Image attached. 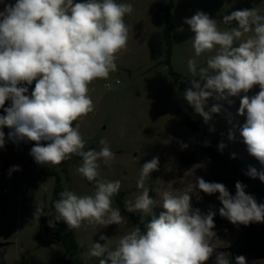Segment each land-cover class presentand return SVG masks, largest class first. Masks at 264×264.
<instances>
[{"label":"clouds","instance_id":"clouds-1","mask_svg":"<svg viewBox=\"0 0 264 264\" xmlns=\"http://www.w3.org/2000/svg\"><path fill=\"white\" fill-rule=\"evenodd\" d=\"M133 12L132 3L118 0H0V109L4 113L0 115V149L9 141L17 145L35 142L29 155L37 165L47 167L79 157L77 173L94 184L90 195H77L65 188L54 201L52 213L46 214L44 202L36 201L35 223L47 215L51 217L49 227L63 222L72 231L82 225L107 227L127 222L121 210L113 207L121 182L105 179L100 171L101 163L111 167L116 155L106 139L99 141V151L86 150L80 126L94 111L89 85L107 80L117 70L118 54L128 49L125 16ZM183 23L193 34L195 57L208 54L206 66L199 70L195 58L187 61L193 78L183 99L208 124L222 110L219 104L207 107L210 98L231 104L229 98L239 97L237 115L246 116V122L233 125L227 139L235 142L238 131L247 152L264 165V13L254 5L231 11L218 22L197 10ZM256 88L258 91L249 95ZM228 122L232 123L230 113ZM179 144L181 150L189 147ZM204 144L210 146L209 141ZM225 147L223 142L218 145L221 152ZM20 170L18 165L12 166L9 176ZM155 171H159L158 157L140 167L136 186L142 191L125 203L127 212L140 213L143 229L134 227L114 247H110L111 239L100 235L104 243L93 242L89 257L98 258V264H208L210 260L233 264L231 254L217 244L214 206L207 212L194 207L193 190L218 193L220 217L237 228L264 223V203L247 193V186L240 181L235 183L233 195L223 183L199 176L184 191L165 190L154 199L145 181ZM245 174L264 182V171L255 167ZM157 208L162 210L157 213ZM234 264L248 261L238 255Z\"/></svg>","mask_w":264,"mask_h":264},{"label":"rangeland","instance_id":"rangeland-1","mask_svg":"<svg viewBox=\"0 0 264 264\" xmlns=\"http://www.w3.org/2000/svg\"><path fill=\"white\" fill-rule=\"evenodd\" d=\"M8 2L11 3L10 0ZM118 2L132 3L134 6V12L125 16L129 27L128 49L118 54L117 70L110 73L107 80L98 79L89 85L94 111L84 118L80 133L86 138V150L99 151L102 147L99 141L106 139L115 153L116 159L111 167L101 163L100 171L105 179L121 182L119 192H123V195L113 198V207L121 210L127 222L107 227L82 225L73 230L83 249L86 264H98V258L89 257L88 252L93 242L104 243L99 240L100 235L111 239L110 247H114L121 236L139 226L130 220L128 215L140 217V213L127 212L125 203L134 200L142 191L136 186L140 167L153 157L159 158V171L151 174L145 181V187L149 192L151 186L154 187V199H159V193L165 190L184 191L190 183L195 182L196 176L207 181L215 170L221 173L219 183L226 185L229 191L235 194V183L230 169L197 147L193 133L186 124L185 113L190 106L183 99V84L189 86L188 81L193 78L188 71L187 61L195 58L199 70L200 67L206 66L208 54L195 57L191 41L193 34L183 21L194 15L197 10L208 13L218 22L231 11L251 8L254 5L264 13V0ZM168 19L174 25L170 30L171 51L166 39ZM220 26L223 27V24ZM178 27H183L184 31L177 32ZM171 70L180 76L179 81L174 78ZM34 86L35 81L29 87L30 92ZM256 91L258 88L253 89L249 95L255 94ZM229 99L232 100L231 104L226 100L212 98V103L221 105L222 110L219 114H214L208 124L195 113L196 119L206 130L207 141L215 140L220 131L228 132L233 125L242 126L246 122V116L237 115L240 98ZM229 113L232 116L231 124L228 122ZM211 127H214L215 131H210ZM4 131L7 134L9 129L5 128ZM236 135L235 142L226 137V151L241 159L252 158L240 141L238 131ZM179 142L187 143L189 147L181 150ZM34 143L21 142L17 145L9 141L0 149V264H58V259L64 254V246L55 238L56 226L51 228L48 225L50 216H41L39 224L33 222L35 202L43 201L44 212L51 213L58 177L61 179L63 190L67 188L77 195H90L94 191V184L76 171L80 163L79 157L74 156L71 160L55 166H40L29 155ZM182 156L195 158V163L184 174L179 173V159ZM197 164L202 167L198 168L195 166ZM15 165L21 170L9 176V169ZM45 167L55 171L57 175L47 173ZM258 170L264 171V165L258 167ZM246 192L253 195L247 187ZM192 195L193 206L202 211L207 212L214 206L217 213L222 206L217 199L218 193L198 194L194 189ZM199 195L201 198L198 201ZM255 224L258 228L264 226V223ZM215 225V231L220 238L217 241L218 247L227 252L242 239L246 228L243 225L237 228L229 221ZM252 261L264 264V255L250 259L248 264H252ZM208 264H213V261L210 260Z\"/></svg>","mask_w":264,"mask_h":264},{"label":"trees","instance_id":"trees-1","mask_svg":"<svg viewBox=\"0 0 264 264\" xmlns=\"http://www.w3.org/2000/svg\"><path fill=\"white\" fill-rule=\"evenodd\" d=\"M11 3H15V0H10ZM79 2V0H77ZM172 7V3L169 6ZM169 16V13H168ZM173 22L168 19V25H167V31H166V39L168 42V45L170 47L171 51V45H172V35L170 30L173 27ZM171 73L173 74L174 78L179 81L180 76H178L173 70H171ZM189 87L187 84H183L184 90ZM208 105L211 107L214 105L212 103V98L208 100ZM7 106V102L6 105ZM4 114L3 110L0 109V115ZM185 120L187 126L191 129L193 136L196 140L197 147L204 153L208 154L213 159L218 160L221 162L225 167H228L230 169V172L233 177L234 183L237 181L242 182L245 184L253 193V196L256 198L258 203H264V182H262L259 178H251L245 173L248 171L250 167H255L258 170V167L261 166V164L258 162V160L254 157L248 158V159H241L235 155V158H233V155L229 154L226 149L224 148L221 152L218 149L217 144L225 141L228 132H219L213 141L210 142V146H205L204 142L206 140V130L203 128L200 124V122L196 119L195 112L190 106L189 109L185 113ZM195 163V158L191 156H182L179 159V173L184 174L186 171L189 170V168ZM44 170L49 174H54L55 171L49 170L48 168H44ZM260 171V170H258ZM221 180V173L217 170L214 171L211 178H209L208 182H218ZM63 191V186L61 183V179L57 178V185L54 191V197L52 200V211L53 209V203L55 200L59 199V193ZM150 196L154 198L155 195V189L153 186L150 188L149 192ZM123 195V192H119L117 197H120ZM119 200V199H118ZM162 209L157 208V213L161 211ZM129 219L134 221L135 223L139 224V227L143 229V225L140 223V217H137L134 214L128 215ZM215 224H219L221 222L228 221L225 218L220 217L219 211L217 212L216 216L214 217ZM67 225L63 222L56 223V231H55V238L61 242V244L64 246V254L58 259V264H86L83 259V249L79 245L76 235L74 231H69L66 229ZM229 252L231 254V257L233 259V264L235 257L238 255H243L246 257L247 261L254 258H259L264 255V226L262 228H258L255 223L250 224L244 229V234L242 239L235 245L231 246L229 248Z\"/></svg>","mask_w":264,"mask_h":264}]
</instances>
